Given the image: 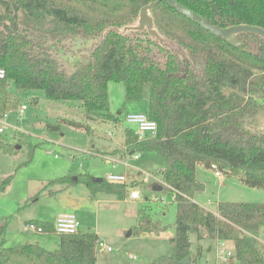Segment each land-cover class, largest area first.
<instances>
[{"label":"trees","instance_id":"obj_1","mask_svg":"<svg viewBox=\"0 0 264 264\" xmlns=\"http://www.w3.org/2000/svg\"><path fill=\"white\" fill-rule=\"evenodd\" d=\"M153 1L0 0V68L5 72L0 120L17 105L10 98L13 85L16 91H42L51 101H78L87 121L117 124L119 118L109 111L107 87L123 83L125 100L145 102V113L158 128L155 138L144 141L126 128L123 143L129 154L154 152L163 158L165 186L160 185L159 193L173 197L177 206L175 233L169 239L172 253L156 263L181 264L188 258L189 264H199L202 248L197 245L192 251L193 232L196 243L232 242L234 251L226 264H264V203L219 202L212 213L194 202L195 194L205 189L196 178L197 165L215 166L221 174L264 191V134L243 126L244 117L260 107L255 98H264V40L239 34L244 43L234 47L163 1L150 12L162 43L146 30L121 31L132 27L141 7ZM175 1L218 28L247 24L264 29V0ZM68 35L95 39L89 60L71 74L44 49L49 38ZM224 88L231 92L225 94ZM10 179L2 182L1 191ZM60 180L82 182L92 194L103 192L118 200L128 190L125 184L96 182L87 175ZM143 218L139 233L165 229ZM35 223L55 234L53 223ZM57 236L53 251L37 244L0 247V264H96V233Z\"/></svg>","mask_w":264,"mask_h":264},{"label":"rangeland","instance_id":"obj_2","mask_svg":"<svg viewBox=\"0 0 264 264\" xmlns=\"http://www.w3.org/2000/svg\"><path fill=\"white\" fill-rule=\"evenodd\" d=\"M137 24L138 20L133 26ZM94 43L95 39L68 35L49 38L44 49L60 68L71 74L89 60ZM151 48L156 58L163 61L158 48ZM223 91L227 94L231 89ZM10 92V98L16 100L17 105L0 120L3 129L0 185L11 177L5 189L0 190V247L37 244L53 251L58 246V236L27 232L25 223L30 220L53 223L58 214L74 213L80 223L79 231L97 233L100 241L112 249L108 252L97 247L96 264H157L158 258L171 255L169 239L175 233L177 206L173 197L154 190L162 186L165 162L154 152L138 153L139 158L133 160L130 148L123 143V130L129 129L123 118L128 113H145L146 103L126 101L123 83H108L109 111L119 118V122L113 124L87 121L78 101H51L42 91H16L13 85ZM255 99L260 107L255 115L244 117L243 126L254 134H264V98L259 95ZM22 105L27 109L20 114ZM105 157L124 160L127 167L121 163L113 167ZM110 172L127 176L124 200L103 192L92 194L82 182L70 184L60 180L81 175L105 179ZM213 173V169L202 165L196 167V178L205 185V189L194 196L198 205L215 211L219 202L264 203L263 190L245 186L240 177L222 174L218 179ZM146 176H150V180L142 183ZM132 191H138L140 199L130 200L128 196ZM143 217L165 229L159 233H139L137 228ZM189 239L193 252L204 241L196 243L193 232L189 233ZM206 241L201 264H205L203 259L207 257L215 259L220 246ZM224 246L234 251L233 244ZM130 254L136 259L129 258Z\"/></svg>","mask_w":264,"mask_h":264},{"label":"built area","instance_id":"obj_3","mask_svg":"<svg viewBox=\"0 0 264 264\" xmlns=\"http://www.w3.org/2000/svg\"><path fill=\"white\" fill-rule=\"evenodd\" d=\"M4 76H5V72L3 69L0 68V79H3ZM26 109H27L26 105L20 106L19 113L22 114V112ZM123 121L126 125H128L129 129L133 130L138 141L153 139L157 135V129H158L157 124L155 121L150 120L147 117L146 113H128L123 118ZM2 133H3V129L0 128V134ZM129 155L132 156L131 159L133 160H136L139 158L138 153H132ZM105 160L108 164H112L113 167H114V164L116 163H119V164L121 163L125 167H127V164L124 160L116 161V159L108 158V157H105ZM212 169L214 170L215 177L222 176V174L216 170L215 166H212ZM150 178H151L150 176H146L144 179H142V183H147L150 180ZM105 180L111 183L125 184L127 181V176L121 173L118 174V173L110 172L106 175ZM162 185L165 186V183L162 182ZM128 197L130 200H138L140 199V193L138 191H132ZM79 226H80V223L74 213L58 214L55 217V220L53 222L54 232L56 235L75 234L79 231ZM24 230L27 232H33V233H44L42 227L37 225L35 221L26 222L24 225ZM225 243L226 241H221L218 244L220 246L218 247V250L216 253L217 259L222 263L226 262L228 258L233 254V251L225 248L224 246ZM97 247L106 249L108 252L112 251L111 247H106L103 244V242H101L100 240L96 244V248ZM129 258L135 260L136 256L130 254Z\"/></svg>","mask_w":264,"mask_h":264},{"label":"water","instance_id":"obj_4","mask_svg":"<svg viewBox=\"0 0 264 264\" xmlns=\"http://www.w3.org/2000/svg\"><path fill=\"white\" fill-rule=\"evenodd\" d=\"M165 2L168 6L173 8L176 12L181 14L182 16L186 17L187 19L191 20L205 31L209 32L212 35L221 37L224 39L228 44L234 47H240L243 45V40H238L237 35L250 33L257 36H260L264 40V29L257 26L247 25V24H239L233 25L227 28H218L210 24L207 20L203 17L199 16L198 14L190 11L180 3L175 0H155L150 2L149 4L141 7L138 14V24L137 26L126 27L124 28V32L129 30H137L142 31L146 30L147 33L153 38L158 40L162 43V39L159 37L156 29L154 28L153 18L150 15V12L157 6L159 2ZM126 29V30H125ZM238 90V89H237ZM96 182H101L102 179H96ZM156 192H160L162 190L161 186L154 188ZM181 264H189V259L185 258Z\"/></svg>","mask_w":264,"mask_h":264},{"label":"crops","instance_id":"obj_5","mask_svg":"<svg viewBox=\"0 0 264 264\" xmlns=\"http://www.w3.org/2000/svg\"><path fill=\"white\" fill-rule=\"evenodd\" d=\"M214 174V173H213ZM218 179L219 178H221V177H217ZM194 202L195 203H197L196 201H195V198H194ZM198 204V203H197ZM200 206V205H199ZM202 208H204L205 210H208V211H210V212H212V213H215V211H211V210H209L208 208H206V207H204V206H201ZM30 221H32V220H30ZM26 222V221H25ZM28 222V221H27ZM97 234V233H96ZM98 235V234H97ZM99 237V236H98ZM100 240V239H99ZM204 242H207L206 240H204V241H202V242H200L199 243V245L201 246V248H204ZM214 243H215V245H217V244H219L220 242L218 241H213ZM226 243H231V244H233L232 242H230V241H226ZM225 243V244H226ZM260 243L263 245V242L260 240ZM216 256V255H215ZM201 257H202V253H201ZM214 261V262H213ZM203 263H205V264H225V263H222V262H220L218 259H217V257L215 258V259H212V257L210 256L209 258L207 257L206 259H203ZM199 264H201V258H200V260H199Z\"/></svg>","mask_w":264,"mask_h":264}]
</instances>
